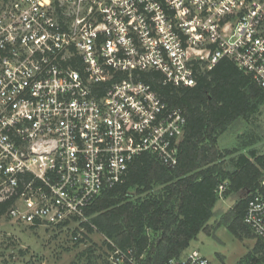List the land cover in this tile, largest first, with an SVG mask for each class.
Instances as JSON below:
<instances>
[{"label":"built area","instance_id":"2783aa9c","mask_svg":"<svg viewBox=\"0 0 264 264\" xmlns=\"http://www.w3.org/2000/svg\"><path fill=\"white\" fill-rule=\"evenodd\" d=\"M263 27L264 0H0L7 216L30 227L86 222L136 157L173 168L185 114L140 75L189 88L197 68L227 58L264 90ZM243 224L264 244V167ZM110 258L132 263L118 248ZM165 264L212 263L191 250Z\"/></svg>","mask_w":264,"mask_h":264},{"label":"trees","instance_id":"16d2710c","mask_svg":"<svg viewBox=\"0 0 264 264\" xmlns=\"http://www.w3.org/2000/svg\"><path fill=\"white\" fill-rule=\"evenodd\" d=\"M197 71L196 83L189 88L163 85L155 72L140 75L185 114L177 164L167 168L153 155L141 154L130 164L124 181L103 191L85 211L88 220L81 225L89 233L101 234L111 252L131 251L132 263L124 264H165L179 258L205 230L220 186L224 196L251 195L258 188L264 167V152L259 154L253 147L258 135L246 131L238 136L236 147L224 150L218 148V139L235 121L249 124L259 114L264 90L227 58L210 70ZM250 195L225 213V224L234 235L246 229L243 216ZM10 204L0 203V215Z\"/></svg>","mask_w":264,"mask_h":264},{"label":"rangeland","instance_id":"374dc122","mask_svg":"<svg viewBox=\"0 0 264 264\" xmlns=\"http://www.w3.org/2000/svg\"><path fill=\"white\" fill-rule=\"evenodd\" d=\"M250 130L258 135L259 142L253 147L262 154L264 108L249 124L241 120L231 124L227 132L219 137L218 148L224 150L236 147L238 136ZM242 152L246 154L247 150ZM249 195L247 192L226 196L221 193L205 230L197 235L180 257L197 250L212 264H264V249L258 239L247 232V228L234 235L225 224V213L238 200ZM6 210L0 215V264H71L75 260L77 264H114L108 242L97 232L89 233L81 225L83 222L57 227H30L12 221ZM74 237L77 239L74 240Z\"/></svg>","mask_w":264,"mask_h":264},{"label":"crops","instance_id":"0c3cea01","mask_svg":"<svg viewBox=\"0 0 264 264\" xmlns=\"http://www.w3.org/2000/svg\"><path fill=\"white\" fill-rule=\"evenodd\" d=\"M184 253V252H183Z\"/></svg>","mask_w":264,"mask_h":264}]
</instances>
